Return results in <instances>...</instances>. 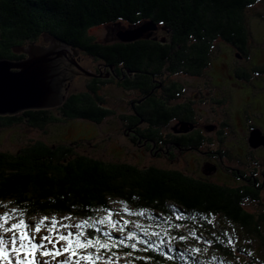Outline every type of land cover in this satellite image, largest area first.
Here are the masks:
<instances>
[{"label":"trees","instance_id":"obj_1","mask_svg":"<svg viewBox=\"0 0 264 264\" xmlns=\"http://www.w3.org/2000/svg\"><path fill=\"white\" fill-rule=\"evenodd\" d=\"M262 1L0 0V59L22 60L25 55L13 48L48 35L93 58L111 76L99 78L103 73L98 69L89 72L93 77L86 78L84 91L69 94L60 107L0 117V127L25 123L42 129L70 120L99 124L112 112L97 91L114 82L137 92V115L128 124L139 126L136 143L185 146L177 135L162 140L161 128L170 119L188 116L182 106L171 104L180 94L181 79L164 82L180 74L206 76L229 46L249 54L250 8ZM147 22L155 26V35L132 43L101 45L87 35L92 28L114 26L119 31ZM174 168L107 162L71 147L35 142L17 153L0 151V202L11 201L28 216L80 218L83 236L110 245L102 254H130L134 264H231L248 258L251 249L264 253V207L253 184L224 187ZM111 201L141 212L143 221L138 219L148 227L137 226L134 237L126 239L102 230L94 223L96 214L107 211ZM247 204L257 206L256 211L249 213Z\"/></svg>","mask_w":264,"mask_h":264},{"label":"rangeland","instance_id":"obj_2","mask_svg":"<svg viewBox=\"0 0 264 264\" xmlns=\"http://www.w3.org/2000/svg\"><path fill=\"white\" fill-rule=\"evenodd\" d=\"M250 9L248 26L252 34L251 52L258 58H264V3L257 4ZM117 32L118 29L114 26H102L90 29L87 32V35L91 37L95 43L101 45H112L119 42L116 37ZM153 33L154 31H151L148 37L150 38L153 36ZM34 45L47 46L48 43H43L41 38ZM218 55L221 56L216 59L212 71V74L217 75V77L219 72L224 70L221 65L226 62V52L222 54L219 52ZM77 58V67L84 73L86 72L89 74V72H94L98 69L100 73H103L99 76V78L107 79L111 77L106 75V69H104V67L93 58L86 56L81 52L78 53ZM223 72L224 71H222V73ZM90 76L93 77L92 74L86 75V77L82 75L74 76L71 81L68 82L65 99L71 93L84 91L85 85L88 83L86 78ZM174 79L177 78H173L171 81H175ZM186 94L188 95V92ZM97 95L104 99L105 106L113 113L109 117L101 120L99 124H94L86 120H70L63 124H46L42 129L30 127L25 123H16L11 127H0V151L17 153L21 149H24L35 142H42L47 146L60 145L71 147L77 154L87 155L91 158L107 162L121 161L136 164L138 166L155 165L166 169L176 166L172 165L170 162L166 163L164 160H154L153 157L142 148L132 146L128 141V136L126 137V135H124L126 132L123 130L118 116L130 115V104H135V101H137L136 93L126 91L118 86L116 87L113 82L112 84H105L99 87ZM174 127L175 124L172 123L170 127L166 128V131L170 134H174ZM182 156L183 155L179 156L176 154L174 162L182 166H185L184 162H186L185 168L191 169L192 160L186 156ZM109 204L110 206L107 211L97 212L94 223L98 227H101L102 230L113 234L116 239H126V237L129 238V232H131L134 237L137 226L143 227L144 229L148 227V223L141 224L140 222L143 221L141 212L133 211L121 201H111ZM12 209H17V212L13 213ZM245 209L249 213H254L257 206L255 207L254 204H247ZM4 212H8L9 216L13 217V219H10L3 224L4 228H10L12 223H18L21 218V212H23L22 218L29 225L26 230L29 238L35 243L43 244V247H41L35 254V259L40 262L48 260L49 264H61V261L67 258L68 253L66 252H62L61 255H57L55 257L42 256L39 254L45 249L49 252L53 251V245H55V251L61 252L66 244L63 240H57V236L59 235H68L71 233L73 237L81 240V242L87 240L85 236H80L78 234L79 232H83L82 228L84 226V222L80 218L66 214L48 216L32 214L28 216L24 211H22V209L18 208V206L11 201L0 202V215ZM53 217H55L56 220V229L55 231L49 233L48 229L52 226ZM138 217L140 218V221ZM37 224L41 225V230L39 232L35 230V226ZM76 225H81V227L77 229ZM3 235L10 239L13 235L18 236L19 233L13 230L12 232H5ZM49 236L51 237L50 240H41L42 237ZM10 247V244L6 245V248L10 249ZM92 250L96 251L95 247H92L91 249H81L78 251L80 255H84L89 251L94 254V251ZM97 253V255L102 259L98 260L96 264H134L130 254L119 253L115 257H110L109 255L102 254L101 249ZM250 253L251 254L248 255V258L242 256V258L239 257L237 260L233 259L231 264H233L234 261H238L239 264H258L257 261L264 262V253H262L260 248L251 249ZM249 256H252L255 260L251 262ZM20 258H23V254L20 255ZM16 259V256L9 251L7 264H16ZM72 259L75 260L76 256H73ZM0 264H3V262H0ZM81 264H84V262L81 261Z\"/></svg>","mask_w":264,"mask_h":264},{"label":"flooded vegetation","instance_id":"obj_3","mask_svg":"<svg viewBox=\"0 0 264 264\" xmlns=\"http://www.w3.org/2000/svg\"><path fill=\"white\" fill-rule=\"evenodd\" d=\"M248 51L249 54H245L229 46L227 62L221 65L224 70L218 77L210 69L206 76L180 74L164 82L163 85H168L173 78L181 79L177 83L180 94L171 104L182 106L188 116L170 119L167 126L161 128L162 140L171 136L166 128L174 123L172 135L185 139L187 146L176 148L169 143L157 148L153 142L136 143L134 138L139 126H128L137 115L133 103L130 115L118 117L130 144L142 148L153 159L161 157L186 176L202 182L230 188L249 187L251 183L264 207V147L252 148L248 142L254 130L264 136V58L256 57L251 48ZM103 106L107 108L105 101ZM176 154L190 158L192 168H185L186 162L185 166L175 163Z\"/></svg>","mask_w":264,"mask_h":264},{"label":"water","instance_id":"obj_4","mask_svg":"<svg viewBox=\"0 0 264 264\" xmlns=\"http://www.w3.org/2000/svg\"><path fill=\"white\" fill-rule=\"evenodd\" d=\"M151 31H155V26L147 22L119 30L116 37L120 43H132L148 39ZM47 36L42 37L47 46L13 48L14 53L26 56L22 60L0 59V117L56 109L65 101L68 82L76 75H90L77 67V50ZM248 142L252 148L264 147V136L254 130Z\"/></svg>","mask_w":264,"mask_h":264},{"label":"snow or ice","instance_id":"obj_5","mask_svg":"<svg viewBox=\"0 0 264 264\" xmlns=\"http://www.w3.org/2000/svg\"><path fill=\"white\" fill-rule=\"evenodd\" d=\"M13 213L17 212V209H12ZM23 212H21V218L18 223H12L10 228H4L3 224L8 220L13 219L12 216H9L8 212H4L0 215V262L3 264H7L9 251L16 256V264H49L48 260H44L42 262L35 259V254L39 251L43 244H38L32 241L29 238L27 233V228L29 225L22 218ZM67 227V226H66ZM77 229L81 227V225H76ZM56 229V220L55 217L52 218V226L49 227V233L55 231ZM15 230L19 233L18 236L13 235L10 239L6 238L3 233L12 232ZM35 230L39 232L41 230V225L37 224L35 226ZM80 236H83V232L78 233ZM128 236L131 237L132 233L129 232ZM43 239H51V237H42ZM57 240L65 241L66 246L61 250V252L55 251V245H53V251L49 252L47 249L40 252L39 254L42 256H52L55 257L57 255H61L62 252L68 253L67 258L61 261V264H81V261L84 264H96V262L100 259L98 255H94L91 251L87 252L84 255H80L78 250L81 249H91L95 247L96 251L99 252L100 249H107L110 245L106 244L102 241H94L92 239H87L84 242L76 239L72 236L71 233L68 235H59L57 236ZM11 245L10 249L6 248V245ZM23 254V258H20V255ZM76 256V259L73 260L72 257Z\"/></svg>","mask_w":264,"mask_h":264}]
</instances>
